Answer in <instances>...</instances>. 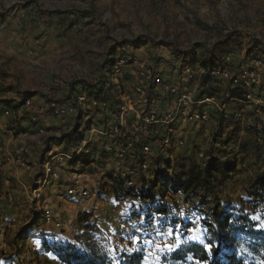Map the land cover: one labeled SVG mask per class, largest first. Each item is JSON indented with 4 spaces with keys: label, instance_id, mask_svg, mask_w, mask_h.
Here are the masks:
<instances>
[{
    "label": "built area",
    "instance_id": "2783aa9c",
    "mask_svg": "<svg viewBox=\"0 0 264 264\" xmlns=\"http://www.w3.org/2000/svg\"><path fill=\"white\" fill-rule=\"evenodd\" d=\"M160 53L123 47L101 80L77 83L63 101L27 93L7 102L0 93V150L5 147L7 161L33 171L41 155L34 223H25L31 234L14 264L24 258L23 264H39L41 252L57 243L80 252L99 248L109 264H125L143 250L151 264L155 249L133 234L134 223L138 229L181 223L213 211L178 179L181 155L204 170L212 160L202 141L215 148L237 131L250 134L264 153V46L244 44L239 61L236 51L225 52L197 68L184 53ZM43 192L58 200L40 204ZM101 223L119 225L104 235ZM6 228L19 232L20 225Z\"/></svg>",
    "mask_w": 264,
    "mask_h": 264
},
{
    "label": "rangeland",
    "instance_id": "374dc122",
    "mask_svg": "<svg viewBox=\"0 0 264 264\" xmlns=\"http://www.w3.org/2000/svg\"><path fill=\"white\" fill-rule=\"evenodd\" d=\"M249 43L264 46V0H0V93H6L1 96L7 102L27 93L36 99L63 101L72 84L90 86L101 80L110 57L123 47L140 53L153 48L163 56L169 51L184 53L197 68L211 66L215 56L225 52L236 51L239 61V53ZM225 140V145L215 148L208 139L202 141L211 155L212 163L204 170L212 175V187L199 188L197 193L188 189L190 197L198 200L206 193L210 207L233 209L235 216L248 213L257 228L264 229L263 194H252L258 180L264 179L263 150L250 134L239 131L230 132ZM180 158L177 175L183 180L194 162L188 164L184 155ZM38 159L36 168L27 171L7 161L5 147L0 150V252L4 248L10 251L9 256L0 254V264H14L12 259L26 250L23 244L31 227L25 223H34L36 213L32 190L42 175L41 155ZM50 196L58 200L43 192L40 204ZM204 216L186 220L191 223L187 229L176 219L145 225L146 231L158 225L169 227L163 235L155 231L143 234L141 224L138 229L134 223L133 234L145 236L147 245L155 249L151 264H163L166 245L176 244L187 234L207 236L201 224ZM9 222L18 223L19 232L7 229ZM101 227L109 235L117 225L110 228L111 224L101 223ZM18 245L21 248L16 251ZM49 255L38 262L63 264ZM156 255L161 258L155 260ZM19 261L24 263L25 258ZM256 264H264L263 258Z\"/></svg>",
    "mask_w": 264,
    "mask_h": 264
},
{
    "label": "trees",
    "instance_id": "16d2710c",
    "mask_svg": "<svg viewBox=\"0 0 264 264\" xmlns=\"http://www.w3.org/2000/svg\"><path fill=\"white\" fill-rule=\"evenodd\" d=\"M77 84H72L76 88ZM192 163L180 180L187 189L197 193L199 188L212 187V175L208 170H200ZM253 195L261 196L259 189L264 188V179H259ZM261 184V185H260ZM203 200L207 194L202 195ZM211 215L201 218V224L207 229L205 242L184 240L174 250L167 251L163 264H256L258 258L264 260V229L257 228V222L248 213L235 216L233 209L219 211L212 207ZM161 211L167 212V207ZM187 229L191 223L181 222ZM184 229V230H185ZM48 248L63 264H109L105 253L96 247L80 252L71 245L49 244ZM143 250L129 255L125 264H149Z\"/></svg>",
    "mask_w": 264,
    "mask_h": 264
},
{
    "label": "crops",
    "instance_id": "0c3cea01",
    "mask_svg": "<svg viewBox=\"0 0 264 264\" xmlns=\"http://www.w3.org/2000/svg\"><path fill=\"white\" fill-rule=\"evenodd\" d=\"M1 94H6V93H1ZM111 225H112V227H110V228H114V227H116V225H119V223H110ZM155 223H152V225H154ZM145 225H148V223H141V225L140 226H142V228L145 230V229H148V227L147 228H145ZM190 227V226H189ZM157 228H158V230H157ZM166 228H168L169 229V227H165V226H160V225H158L157 227H156V229H154V227L153 228H149L150 230L149 231H151L152 229H154L155 230V232H157L158 234H160V235H163V234H165L166 232ZM135 232H137V231H135ZM142 233H143V231H141ZM140 232V233H141ZM111 232H109V234H110ZM144 234V233H143ZM160 235H158L157 237H159ZM184 240H193V241H199V242H205L206 241V235L204 234V233H201V236H200V234H198V235H196V236H192V235H186V236H184V237H182L179 241L181 242V241H184ZM179 241H177L176 242V244H174V245H172V249L174 250V249H176L177 247H178V242ZM168 251H170V250H168ZM165 252H167V251H165ZM22 254H25V253H22ZM49 254H51L52 256H54V258H57V256L54 254V253H52L51 251H49L48 249H45V250H43L42 252H41V256H40V259H42V256H50ZM157 257H158V255H156V257L154 258L155 260L157 259ZM51 258V257H50ZM159 259L161 258V256L160 257H158ZM27 264V263H26ZM39 264H44V263H42V262H40Z\"/></svg>",
    "mask_w": 264,
    "mask_h": 264
},
{
    "label": "snow or ice",
    "instance_id": "6c2138e0",
    "mask_svg": "<svg viewBox=\"0 0 264 264\" xmlns=\"http://www.w3.org/2000/svg\"><path fill=\"white\" fill-rule=\"evenodd\" d=\"M178 227H179V226H178ZM168 234H169V235H172V232L169 231ZM158 247H159V246H158ZM165 248H166L167 250H173V249H172V246H169V245H166Z\"/></svg>",
    "mask_w": 264,
    "mask_h": 264
}]
</instances>
